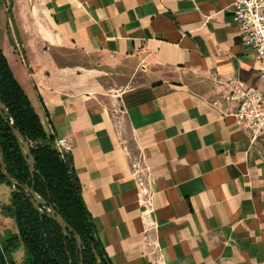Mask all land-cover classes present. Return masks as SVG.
Returning a JSON list of instances; mask_svg holds the SVG:
<instances>
[{
    "label": "crops",
    "instance_id": "0c3cea01",
    "mask_svg": "<svg viewBox=\"0 0 264 264\" xmlns=\"http://www.w3.org/2000/svg\"><path fill=\"white\" fill-rule=\"evenodd\" d=\"M7 1L0 49L45 133L70 143L111 264H264V137L226 101L264 77L233 0Z\"/></svg>",
    "mask_w": 264,
    "mask_h": 264
},
{
    "label": "trees",
    "instance_id": "16d2710c",
    "mask_svg": "<svg viewBox=\"0 0 264 264\" xmlns=\"http://www.w3.org/2000/svg\"><path fill=\"white\" fill-rule=\"evenodd\" d=\"M8 18H11L10 9ZM0 102L6 107L13 127L30 146L35 160V175L30 180L28 166L12 135L11 128L0 115V152L8 175L18 184L32 186L44 200L42 210L55 206L63 220L78 234L82 243L77 253L74 238L63 236L60 228L46 216L34 211L21 188L12 190L0 173V186L11 189L9 204H0V215L11 219L16 233L0 239V264H111L99 240L82 200L81 187L73 172L69 156L63 158L55 147L53 136L47 135L38 115L21 86L15 80L0 49ZM22 246L26 259L17 263L12 255Z\"/></svg>",
    "mask_w": 264,
    "mask_h": 264
},
{
    "label": "built area",
    "instance_id": "2783aa9c",
    "mask_svg": "<svg viewBox=\"0 0 264 264\" xmlns=\"http://www.w3.org/2000/svg\"><path fill=\"white\" fill-rule=\"evenodd\" d=\"M232 7V23L238 30L240 45L254 55L264 77V0H233ZM226 101L234 105L232 116L240 130L252 141L264 137V92L236 84ZM55 147L63 158L71 150L66 139L55 140Z\"/></svg>",
    "mask_w": 264,
    "mask_h": 264
},
{
    "label": "water",
    "instance_id": "95a60500",
    "mask_svg": "<svg viewBox=\"0 0 264 264\" xmlns=\"http://www.w3.org/2000/svg\"><path fill=\"white\" fill-rule=\"evenodd\" d=\"M0 115L3 118V120L8 123V112L6 107L3 105L2 102H0ZM9 127L11 128V132L13 137L15 138L17 145L21 151V155L23 157V160L25 161L26 165L28 166V171L30 175V180L33 182L34 175L36 173L35 171V160L30 152V146L28 142L25 140V138L22 136V134L13 127L12 121L8 123ZM0 173L5 177V179L10 183L11 189L14 191L16 188H21L27 198H29V201L34 209L40 216H46L48 219L52 220L61 230L63 236H69L71 235L74 238V241L76 243V249L77 253L80 254L82 250V243L81 239L78 236V234L72 229L71 226H69L63 218L59 215V213L56 210L55 206H50L46 210H42L40 208V204H44V200L40 198L33 190L32 186H28L27 184L20 185L18 184L13 178H11L4 166L3 162V156L0 152ZM97 264L100 263L99 257L95 254Z\"/></svg>",
    "mask_w": 264,
    "mask_h": 264
},
{
    "label": "rangeland",
    "instance_id": "374dc122",
    "mask_svg": "<svg viewBox=\"0 0 264 264\" xmlns=\"http://www.w3.org/2000/svg\"><path fill=\"white\" fill-rule=\"evenodd\" d=\"M10 8V4L7 0H0V10H6V15L8 17V10ZM1 14V13H0ZM1 20V17H0ZM69 59L71 60L72 57H69ZM7 187V186H6ZM5 194H3L2 192H0V200H4L5 199ZM14 233H16V228L14 226ZM8 234H12L11 232H1L0 230V239L7 237ZM13 259L17 262V263H22L23 261H25L26 259V254L25 251L23 249V247L20 245L19 248L15 251V253H13L12 255Z\"/></svg>",
    "mask_w": 264,
    "mask_h": 264
}]
</instances>
